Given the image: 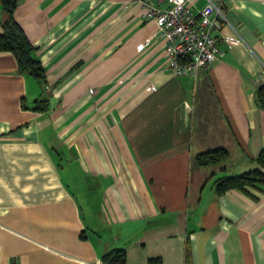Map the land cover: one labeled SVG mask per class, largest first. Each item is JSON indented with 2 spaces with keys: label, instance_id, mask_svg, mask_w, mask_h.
I'll return each mask as SVG.
<instances>
[{
  "label": "crops",
  "instance_id": "crops-1",
  "mask_svg": "<svg viewBox=\"0 0 264 264\" xmlns=\"http://www.w3.org/2000/svg\"><path fill=\"white\" fill-rule=\"evenodd\" d=\"M222 9L225 52L194 76L140 0L19 1L46 77L0 50V264H105L116 247L125 264H264V185H214L264 148V0Z\"/></svg>",
  "mask_w": 264,
  "mask_h": 264
},
{
  "label": "built area",
  "instance_id": "built-area-1",
  "mask_svg": "<svg viewBox=\"0 0 264 264\" xmlns=\"http://www.w3.org/2000/svg\"><path fill=\"white\" fill-rule=\"evenodd\" d=\"M224 1L209 0L195 11L189 0H140L142 16L155 20L157 33L166 40L169 64L177 75L196 76L201 68H208L225 52L220 39L213 33L225 18ZM150 39L151 36L148 41ZM222 40L230 47L232 42L241 38L238 35L224 36ZM45 87L49 89L50 85Z\"/></svg>",
  "mask_w": 264,
  "mask_h": 264
},
{
  "label": "trees",
  "instance_id": "trees-1",
  "mask_svg": "<svg viewBox=\"0 0 264 264\" xmlns=\"http://www.w3.org/2000/svg\"><path fill=\"white\" fill-rule=\"evenodd\" d=\"M20 0H0L1 8V31L0 50L11 51L18 62V71L29 74L33 77L44 80L46 77L45 66L37 55L35 46L30 41L23 26L16 19L15 11ZM258 102L264 108V83L257 89ZM36 100L34 109H43L46 103ZM24 107H28L22 103ZM229 152L226 148L220 147L207 150L196 155L200 164H210L226 161ZM258 166L239 174H228L214 180L217 191L222 192L229 188L245 189L247 186L264 185V148L257 156ZM105 264H125L126 250L123 247H116L102 255Z\"/></svg>",
  "mask_w": 264,
  "mask_h": 264
}]
</instances>
